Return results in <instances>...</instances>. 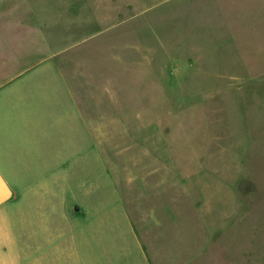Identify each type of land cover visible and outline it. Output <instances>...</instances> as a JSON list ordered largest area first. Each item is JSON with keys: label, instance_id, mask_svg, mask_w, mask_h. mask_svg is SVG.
I'll list each match as a JSON object with an SVG mask.
<instances>
[{"label": "rangeland", "instance_id": "rangeland-1", "mask_svg": "<svg viewBox=\"0 0 264 264\" xmlns=\"http://www.w3.org/2000/svg\"><path fill=\"white\" fill-rule=\"evenodd\" d=\"M19 72L78 141L83 264H264V0H0Z\"/></svg>", "mask_w": 264, "mask_h": 264}, {"label": "crops", "instance_id": "crops-1", "mask_svg": "<svg viewBox=\"0 0 264 264\" xmlns=\"http://www.w3.org/2000/svg\"><path fill=\"white\" fill-rule=\"evenodd\" d=\"M37 77H0V264H83L78 232L89 219L62 192L64 178L77 175L78 141L65 134L57 91L41 83L22 87ZM74 103L65 107L70 128Z\"/></svg>", "mask_w": 264, "mask_h": 264}]
</instances>
